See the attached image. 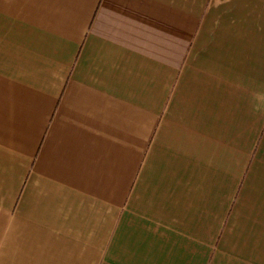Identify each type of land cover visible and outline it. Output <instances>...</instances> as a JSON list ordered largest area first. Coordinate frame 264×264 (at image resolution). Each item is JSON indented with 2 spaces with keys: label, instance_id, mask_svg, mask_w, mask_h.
<instances>
[{
  "label": "crops",
  "instance_id": "1",
  "mask_svg": "<svg viewBox=\"0 0 264 264\" xmlns=\"http://www.w3.org/2000/svg\"><path fill=\"white\" fill-rule=\"evenodd\" d=\"M0 264H264V0H0Z\"/></svg>",
  "mask_w": 264,
  "mask_h": 264
}]
</instances>
